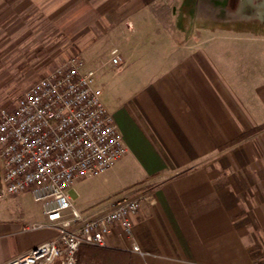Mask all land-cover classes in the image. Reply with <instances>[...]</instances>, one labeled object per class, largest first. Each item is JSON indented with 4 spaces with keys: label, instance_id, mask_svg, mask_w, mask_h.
Instances as JSON below:
<instances>
[{
    "label": "crops",
    "instance_id": "crops-1",
    "mask_svg": "<svg viewBox=\"0 0 264 264\" xmlns=\"http://www.w3.org/2000/svg\"><path fill=\"white\" fill-rule=\"evenodd\" d=\"M192 1L0 0V54L17 47L31 69L50 63L43 74L60 53L100 42L114 41L116 65L134 51V38L164 36L171 43L166 62L109 109L128 154L115 162L120 184L102 202L140 185L151 186L149 198L133 217L131 237L117 229L105 247L82 246L79 264L264 259V128L245 135L264 124V31L253 32L259 45L246 43L243 65L234 70L222 57L231 50L218 44L250 31L182 28ZM159 22L166 29L155 30ZM28 39L35 50L28 51ZM0 204V264L57 235L30 193L2 196ZM30 223L43 226L28 230ZM133 242L143 253L127 249Z\"/></svg>",
    "mask_w": 264,
    "mask_h": 264
},
{
    "label": "built area",
    "instance_id": "built-area-1",
    "mask_svg": "<svg viewBox=\"0 0 264 264\" xmlns=\"http://www.w3.org/2000/svg\"><path fill=\"white\" fill-rule=\"evenodd\" d=\"M117 64L120 56L113 51ZM81 53L68 56L0 109V197L28 192L57 235L2 264H78L82 246L105 247L119 229L132 236L133 217L151 186L125 190L81 213L66 189L128 154L95 71ZM43 224L30 223L28 230ZM128 250L143 253L133 242ZM258 264H264V259Z\"/></svg>",
    "mask_w": 264,
    "mask_h": 264
},
{
    "label": "rangeland",
    "instance_id": "rangeland-1",
    "mask_svg": "<svg viewBox=\"0 0 264 264\" xmlns=\"http://www.w3.org/2000/svg\"><path fill=\"white\" fill-rule=\"evenodd\" d=\"M191 3L185 11L186 18L183 17V19H186L187 22H182V28L209 29L212 26H217L219 29L250 31L241 33L240 37L243 38L225 40L218 44L219 47L231 50L229 57L226 54L222 55L224 62L227 60L234 70L239 69L243 65L242 49L246 48V43H250L252 47L259 45L252 35L253 32L258 34L260 30L264 31V11L262 10L264 0H210L216 12L209 11L207 0H193ZM154 24L155 30L166 29L163 23ZM219 32L221 31L219 30ZM222 32L231 33L230 30ZM132 40L137 42L134 51L125 54L123 58L126 61L120 65H116L113 61L114 55L111 53L115 46L113 40L104 42V44L100 42L93 48H85L81 52L86 61L85 66L95 71L96 85L102 88V100L111 111L116 108L121 97L141 86L140 83L146 82L155 72L157 66L166 62L163 59V54L171 46L169 40L164 36L154 38V35H150ZM63 41L64 39H59V47L64 45ZM36 46V42H31L28 39V51L35 50ZM123 47L121 48L123 49ZM74 50H78V45L74 47ZM70 55L60 53V61L57 64ZM27 60L25 52L20 53L17 47L6 54H0V109L11 107L16 97L29 87L37 79V76L43 74L44 68L50 66L49 63L43 69H31V64H26ZM115 164L117 166L112 165L99 174L76 180L66 189L74 206L81 213L88 212L102 203L104 194L120 184V166L118 167V163Z\"/></svg>",
    "mask_w": 264,
    "mask_h": 264
},
{
    "label": "trees",
    "instance_id": "trees-1",
    "mask_svg": "<svg viewBox=\"0 0 264 264\" xmlns=\"http://www.w3.org/2000/svg\"><path fill=\"white\" fill-rule=\"evenodd\" d=\"M260 128H264V124H262V125H260V126H258V127H256V128H254V129L250 130V131H249L248 133H246L245 135L247 136V135H249V134H252V132L257 131V130L260 129ZM86 247H98V246L87 245ZM78 264H79V261H78Z\"/></svg>",
    "mask_w": 264,
    "mask_h": 264
},
{
    "label": "snow or ice",
    "instance_id": "snow-or-ice-1",
    "mask_svg": "<svg viewBox=\"0 0 264 264\" xmlns=\"http://www.w3.org/2000/svg\"><path fill=\"white\" fill-rule=\"evenodd\" d=\"M207 3H208L209 11L216 12V9H215L214 6L210 3V0H207Z\"/></svg>",
    "mask_w": 264,
    "mask_h": 264
}]
</instances>
